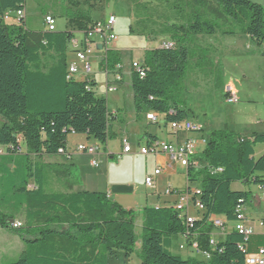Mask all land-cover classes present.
<instances>
[{"label": "trees", "instance_id": "obj_1", "mask_svg": "<svg viewBox=\"0 0 264 264\" xmlns=\"http://www.w3.org/2000/svg\"><path fill=\"white\" fill-rule=\"evenodd\" d=\"M25 6L26 0H0V146L6 147L0 154V228L15 232L24 243L19 258L9 264H107L117 251L130 264L138 211L103 192L70 191L78 185L75 166L42 160L60 155L71 133L102 145L115 134L109 127L107 100L96 94L95 81L67 79L73 33L30 30L24 17L19 24L2 20L5 12ZM164 10V21L154 33L169 36L174 47L146 50L141 59L145 75L131 72V90L137 113H162L167 123L187 117L182 86L191 59L198 67L210 62L206 50L196 46V37L215 34L222 21L237 24L242 33L264 44V7L249 0H178ZM152 11L148 2L133 1L138 22L150 20ZM68 21L82 31L94 23L80 11ZM118 61L113 49L103 59L109 69ZM171 109L175 114H168ZM204 140L203 150L192 158L198 165L189 164L186 179L188 188L194 182L201 185L204 211L191 231L199 247L211 251L210 258L173 254V238L186 231L185 221L172 206L147 205L140 210L141 264H245L238 250L242 236L234 228L211 250L213 226L207 218L216 214L233 221L238 200L251 198L249 191L232 190V183L264 184V155L253 156L255 144L264 143V133L242 137L222 127L210 130ZM52 176L61 191L50 189ZM15 221L21 224L13 226ZM186 244L190 246V240Z\"/></svg>", "mask_w": 264, "mask_h": 264}, {"label": "rangeland", "instance_id": "obj_2", "mask_svg": "<svg viewBox=\"0 0 264 264\" xmlns=\"http://www.w3.org/2000/svg\"><path fill=\"white\" fill-rule=\"evenodd\" d=\"M134 0H26V18L25 26L30 30H44V16L47 14L53 15L55 18L56 31L68 30L73 33V37L80 43L84 41L85 34L79 30L76 25L69 23V17L74 12L85 13L91 22L103 20L108 15L113 14L116 17L114 32L118 37L115 44L118 47L119 61L117 63L122 65V78L124 80L117 81L111 71L108 75L110 84L116 87V92L109 93L107 98L108 109L116 111L120 106V98H127L132 94L131 90V63L134 60H141L144 52L151 48L159 46L160 42L169 39V36L163 35L158 32L161 27V22L164 21L167 12L164 10L171 2L178 0H140L141 2H148V5L153 8L150 13V20L146 22H138L133 13ZM12 17H16L14 14ZM96 20V21H95ZM8 24H17L11 21H6ZM130 28L133 29L130 32ZM223 31H231L232 33H223ZM141 34L142 36H139ZM92 42L91 52L88 54V62L91 65L92 71L88 75L89 79H95L97 85L95 92L98 96L106 97L102 94L107 85L106 66L103 63V57L106 56L104 50L96 48V41L98 37L93 34L89 38ZM197 47L205 49L207 56L210 60L209 63L203 64L201 67L195 65V58L191 59V67L188 69L185 80L182 86V91L185 92L187 101L185 107L187 112L194 114L199 121L203 122L206 127L213 122L212 127L222 128L226 127L236 135L241 136V132L250 129H259L254 125L253 119L254 107L261 108L264 111V44H258L247 34L242 33L239 26L231 22H219V29L213 35H199L195 39ZM68 64L76 61L75 53L73 51V44L70 43L67 51ZM113 66L110 68L112 69ZM81 69V66H80ZM124 76V77H123ZM231 87L232 91L236 93L238 101L236 103H228L227 99L230 92L227 89ZM235 88L238 90L236 92ZM251 100H254L253 103ZM251 101V102H250ZM129 105L121 110V116L124 117L125 113L129 114ZM118 111V110H117ZM162 114V113H161ZM163 115V114H162ZM123 125L126 126L125 121L121 120ZM197 122V121H196ZM211 122V123H212ZM201 124L200 122H198ZM129 129L134 130L131 126ZM136 130V128H135ZM202 134L207 135V129H202ZM199 133V132H193ZM201 133V132H200ZM141 137V136H140ZM139 137V139H141ZM142 140V139H141ZM108 149L106 153L112 152L115 149H120L122 143L120 139L113 138L108 141ZM23 147V146H22ZM101 148H104L100 144ZM24 149V148H23ZM4 151V149H3ZM51 157V156H50ZM44 156V162L52 161L53 158ZM152 156H147V168L152 169L151 162ZM108 158V157H106ZM99 168H103L98 157H96ZM33 160H36L33 157ZM112 164V168L121 174L123 166L131 164L125 159H120L119 156L107 159ZM136 164V170H142L145 165L143 158H136L133 160ZM178 167V168H177ZM89 172L93 169L87 168ZM178 169V170H177ZM94 171V170H93ZM175 175H165L180 189L186 187V169L180 168L176 165L173 172ZM75 179L78 181L77 190H83L85 184L82 181L80 170H75ZM171 176V177H170ZM130 178V176H129ZM162 178L158 182L157 189L161 193H165L168 187L167 181ZM50 189L54 191H61V186L56 178L52 176L50 179ZM136 185L142 188L146 193L155 192L156 189L148 188L142 181L137 180ZM172 187V186H171ZM191 187L200 189V182H194ZM231 189L234 191L247 189L253 194V184H243L234 182L231 184ZM192 213L198 215L196 211ZM234 222L230 221L228 227H233ZM142 232V214L138 212L135 221V233L137 241L135 249L140 247V236ZM217 239L223 237L215 236ZM183 242L181 235L173 238L171 251L173 254L180 255L183 258L195 257L200 258L199 255L189 252L187 249H178V243ZM11 245V246H10ZM24 247L23 241L13 231L0 228V264H9L17 260ZM139 250H135L132 257V264H140L141 260L138 255ZM115 260H117L115 258Z\"/></svg>", "mask_w": 264, "mask_h": 264}, {"label": "crops", "instance_id": "obj_3", "mask_svg": "<svg viewBox=\"0 0 264 264\" xmlns=\"http://www.w3.org/2000/svg\"><path fill=\"white\" fill-rule=\"evenodd\" d=\"M249 1L255 2L264 7V0H249ZM25 18H26V7L24 10V20ZM97 21H101V20H97ZM113 50L118 51V47L115 43L113 44ZM72 63H76V61H73ZM78 66L80 67L81 65L78 63ZM111 71L112 69H110V72ZM106 76H107V81H108V75ZM93 80L95 81V79ZM122 80L124 79L122 78ZM122 80L121 82H123ZM96 85L94 87V90L96 88ZM130 86H131V83H130ZM235 90L238 93V90L236 88ZM116 91L117 90H114L112 92H106V88H105V91L102 94H105L106 96L105 98L107 100L108 94L116 92ZM117 99H120V106L117 107L118 111L117 110L113 111L112 109L110 111L109 109V111L112 114L109 117V127H110V130L115 134L114 138L120 139L121 142L123 139L127 140V142L131 146V152L123 153L122 147H121L120 149H115L112 152L106 153L109 147L108 145L109 140L107 141L106 144L103 145L104 148H101L100 144H98L92 139H88L85 134L71 133L67 137L65 150L58 156L50 157V158H53V160L52 161L50 160L48 162L72 164L73 166H75L76 170L77 169L80 170L82 181L85 184L84 189L80 191L85 190V191H95V192L106 193L109 199L117 202L118 204H120L122 207L126 209H134L140 212V210H142L147 205L154 206V207H171L177 201L178 199L177 195L174 193L167 194L166 189H165V193L163 194L161 193L160 189L159 190L157 189V186H158V182L162 181V178H165V176H163L162 174L166 173L165 175H172V176L175 175L173 172L176 169V165H179V164H175L172 170H168L166 172H163L160 175H157L155 177V183H156L155 188H154L156 189L155 192L146 193L143 195V192L145 191L136 185V181L139 180L144 183L145 177L152 175L156 168L168 164L169 158L164 153L143 155L139 152L140 146L146 145L147 142L150 140V136L153 137L154 139L168 141L173 144L180 143L186 139H192L196 142L197 153H199L203 150L204 145H205V140H204L205 136L202 134L203 131H201V133L199 132L198 134L197 133L193 134L192 132H180V133L174 134L169 130L168 126L165 123L164 115H162L161 113H157L152 110L142 111V112L137 113L134 107L133 93L127 98H125V100L123 97L120 98V96ZM251 101L253 103L255 102L254 100H251ZM127 105H129V108H130L129 114L125 113V116L122 117L121 110L125 109ZM254 109H255L253 113V119H255L254 125H257L259 129L255 130L253 128L248 131H244V133L241 132L240 134L242 137L251 136L254 133H264V111L261 108L254 107ZM151 111L157 114V120L155 122L148 120L146 118V114ZM186 119L200 122L202 127H204V129H207V131L216 129L212 127L214 126L212 121H211L212 123L210 122L208 127H206V125L203 122L199 121V119H197V117L194 114L190 115L188 113ZM121 120L125 121L126 126L123 125V122ZM129 126L130 127L132 126L134 128L132 132H131V129L128 128ZM139 137L142 140L139 139ZM82 142H87L89 144L97 145L98 152L93 157L86 153L77 152L75 148L79 143H82ZM262 155H264V143L263 142L255 144L253 156L255 158H258L259 156H262ZM118 156L120 159H125L128 162L132 161L131 164H126L125 166H123V169L121 170V174L118 173L117 170L113 169L111 167L112 166L111 162L107 160V159L115 158ZM147 156H152L151 157L152 160L151 162H149V164L152 165V169L150 170H148L147 168V165H148ZM96 157H98L100 162L104 164L103 168L98 169L99 163L97 164V166H92L90 164L92 158H96ZM138 157L144 159L145 165H144V168H142V170L137 171L136 164L135 162H133V160H135ZM89 167H91V169H93L94 171L92 170L91 172H89L87 169ZM180 168L182 169L185 167L180 166ZM165 179L167 181L168 187L173 188L174 190H183V189H180L177 185H173L174 183L171 180H169V178H165ZM186 187H187V182H186ZM76 190H77V185H74L70 191L76 192ZM244 190L249 191L247 189H244ZM244 208H245V214L247 216L248 224H250L254 228V233L251 236L250 242H249V251L256 252V250L259 247H264V228L258 225V221L261 219H264V202H262L260 199L258 184H253V194L251 193V198L248 201H246ZM228 224L226 226L227 232H229L230 230L234 228V225L233 227L229 228ZM211 234L215 239H217L215 236H220L224 238V235L220 231L214 228ZM223 238L222 239L218 238L217 240L221 241L223 240ZM137 249L139 250L140 247L138 246L135 250ZM187 250L191 252L189 249ZM132 257L133 256H131L129 260L130 264H132L131 263ZM115 258L117 260H115ZM126 261L127 260L123 252L121 251H117L115 254L108 256L107 258V264H125Z\"/></svg>", "mask_w": 264, "mask_h": 264}, {"label": "built area", "instance_id": "obj_4", "mask_svg": "<svg viewBox=\"0 0 264 264\" xmlns=\"http://www.w3.org/2000/svg\"><path fill=\"white\" fill-rule=\"evenodd\" d=\"M12 14H14L16 17H12ZM23 17L24 10H17L12 12L7 11L2 15L1 18L5 22L11 21L13 23L19 24L21 18ZM115 23V15L110 14L104 20L96 21L87 26V28L83 31L85 34L84 41H81L79 43L78 40H76L74 37L72 38L70 43L73 44L76 63H71L68 65L67 79L87 81L91 80L88 76L92 71L91 65L88 62V54L91 52L93 41H91L89 38L93 34H95L98 37V40L96 41V48L98 44H100L102 48L97 49L104 50L105 53H107V51L113 49V44L118 39L117 35L114 32ZM44 24L47 30H56L54 16L50 14L45 15ZM158 47L170 49L174 47V42L169 39H165L160 42ZM105 57L106 56H104L103 59ZM77 62L81 65V69L78 66ZM132 71L136 72L140 77H143L145 75V68L143 67L141 60L132 61L131 72ZM112 72L114 74L115 80H122V67L120 64L117 63L116 65H114L112 68ZM109 73H111L110 69L106 67V75H109ZM86 88L89 90L90 86L86 85ZM114 90H116V87L111 85L110 82L107 81L106 92H112ZM227 91L230 92V96L227 99V102H238V97L236 96V93L232 91V88L229 87ZM168 114H175V111L171 109L169 110ZM146 118L155 122L157 120V114L152 111L148 112L146 114ZM166 125L174 134L180 132H201L203 129L201 124L189 119H184L181 121H170L167 122ZM18 142H22L21 136L18 137ZM121 143L123 153L131 152V146L126 139H123ZM75 150L79 153H86L93 157L98 152V146L95 144L82 142L76 146ZM5 151L6 147L0 146V154L5 153ZM60 152H63V150H60ZM139 152L143 155L164 153L169 158L168 164L156 168L152 175L145 177L144 183L148 188H155V177L162 174L163 172L172 170L175 164H179L180 166L185 168H187L191 163L194 165L198 164L197 161H192V158L197 153L196 142L192 139H186L177 144L159 139H151L147 142L146 145L140 146ZM90 164L92 166H97L98 162L96 158H92ZM258 188L260 199L262 202H264V184H258ZM200 192V189L195 187H186L183 190H174L170 187L166 188L167 194L174 193L177 195L178 199L172 205V207L179 213V216L186 223V231L181 235L183 238V242L178 244V249H189L191 252L201 256L202 258L209 259L211 256V251L201 249L197 241L194 239V232L191 231V228H193V223L197 219L202 217V212L204 211V207L199 200ZM245 203L246 201H244L243 199H239L238 204L234 209V229L242 236L241 242L238 243V250L243 253L245 264H264V247H259L256 252L249 251V242L251 236L254 233V228L250 224H248L244 208ZM192 210L196 211L198 215H194L192 213ZM207 221L212 224L214 229L220 231L225 236V234L227 233L226 226L229 222L225 216L210 214L207 218ZM20 224L21 223L19 221H15L13 223V226H19ZM258 225L264 228V219L259 220ZM187 240H190V246H187ZM218 242L219 241L211 235L209 239L211 250L217 249Z\"/></svg>", "mask_w": 264, "mask_h": 264}, {"label": "water", "instance_id": "obj_5", "mask_svg": "<svg viewBox=\"0 0 264 264\" xmlns=\"http://www.w3.org/2000/svg\"><path fill=\"white\" fill-rule=\"evenodd\" d=\"M97 48H98V49H101V48H102V46H101L100 44H98Z\"/></svg>", "mask_w": 264, "mask_h": 264}]
</instances>
